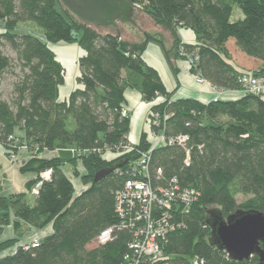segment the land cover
<instances>
[{
	"label": "trees",
	"instance_id": "obj_1",
	"mask_svg": "<svg viewBox=\"0 0 264 264\" xmlns=\"http://www.w3.org/2000/svg\"><path fill=\"white\" fill-rule=\"evenodd\" d=\"M133 5L171 32L174 56L184 50L186 56L196 58L191 74L216 91H240L241 74L264 73V0H134ZM0 23V146L9 155L20 146L38 150L19 168L20 174L33 176L23 192L2 195L0 184V227L12 224L16 237L9 243L17 245L23 227L40 231L51 226V233L36 245H18L12 254L0 257V264H121L132 240L129 231H116L109 242L88 246L117 224L115 195L130 179V166L145 152L153 189L166 188L175 180L179 188L199 195L188 210L172 214L183 228L170 233L162 244L170 264H189L194 258L203 264L257 263L256 256L232 261L211 245L206 218L210 209L223 217L237 210L264 213L263 96L244 94L206 104L172 100L142 58L148 43L162 46L160 39L144 33L142 42L130 43L121 39L118 27L100 33L80 22L59 0H0ZM25 24L37 28L40 35L16 30ZM177 29L193 32L196 44H182ZM229 41L260 64L251 70L236 69ZM59 44L76 45L82 52L76 87L63 100L59 87L66 74L50 48ZM7 75L13 78L9 101L1 92ZM126 90L152 103L147 117L158 115L154 133L167 139L186 137L184 145L152 147L149 136L142 133L131 152L108 161L106 152L116 153L129 145L130 116L121 114ZM16 131L23 133L21 140ZM43 152L55 155L39 156ZM124 159L128 162L120 169L93 181L97 172ZM79 161L81 175L76 168ZM65 167L77 173L82 190L76 191ZM47 171L51 177L44 181L41 175ZM237 195L245 201L238 204Z\"/></svg>",
	"mask_w": 264,
	"mask_h": 264
},
{
	"label": "built area",
	"instance_id": "obj_2",
	"mask_svg": "<svg viewBox=\"0 0 264 264\" xmlns=\"http://www.w3.org/2000/svg\"><path fill=\"white\" fill-rule=\"evenodd\" d=\"M180 55L186 56L183 52ZM189 57L191 66H194L196 58ZM197 83H205L198 76H195ZM238 83L241 85L240 92L244 94H253L264 97V73H244L239 77ZM221 93V92H219ZM218 96H221L219 94ZM219 98H214V101ZM122 116L126 117L128 112L122 111ZM153 118L148 122L158 124V115L153 114ZM149 133V132H148ZM149 140L153 139L152 147L159 144L183 146L186 137L179 136L174 139H167L165 136L160 138L153 134ZM134 145L117 150L116 156L124 155L133 150ZM20 149H28L27 146H20ZM37 149L35 152L37 154ZM122 151V152H120ZM73 153V151H72ZM15 154H10V159L15 160ZM149 154L142 153L137 162L130 166L128 170L131 175L122 189L115 195V213L117 224L103 230L96 239L97 245H103L109 242L116 231L127 230L132 235V240L127 245V253L124 254L121 264H170L169 258L164 254L162 244L170 233L183 228L182 224L173 220L174 211H184L194 204L198 199V193L190 188H179L177 182L172 180L166 188L153 189L149 177ZM48 178H45L44 175ZM51 172L43 174V178L49 180ZM157 175L161 170L156 171ZM42 177V175H41ZM41 183L35 186L34 194ZM37 240L31 243L37 244ZM189 264H203L199 258L191 259Z\"/></svg>",
	"mask_w": 264,
	"mask_h": 264
},
{
	"label": "crops",
	"instance_id": "obj_3",
	"mask_svg": "<svg viewBox=\"0 0 264 264\" xmlns=\"http://www.w3.org/2000/svg\"><path fill=\"white\" fill-rule=\"evenodd\" d=\"M138 24L136 25V27L139 28L140 25L138 26ZM153 29L154 32L151 34L155 35L158 39L161 40L162 46L155 43H148L143 52L142 58L144 63L157 73L166 92L171 94V99L172 100L192 99L204 104L213 101L216 94L215 89L209 83H202V84L197 83L195 81V77L193 76V74H191L187 63L178 56H174V53L172 51L173 36L171 35V32L166 28L160 26L158 27L155 26L153 27ZM119 32L121 33V37L124 38L123 40L127 42L130 43L141 42L140 38H138L137 40L135 39L132 40V37L129 38L125 37V35L122 33L123 30L121 29ZM177 34L183 44L190 46L196 44L195 36L193 32H191L190 30L177 29ZM64 45L66 46V48L69 49H72L71 47L74 46L80 52V56L82 55L81 50H79V48L76 45H72L71 47H69V45L66 44ZM229 46H233L234 50L236 51L235 54H237V59L235 56L230 54L231 64L236 69L251 70L256 68L260 64L256 60L245 57L241 52H239L236 49L232 41H229L227 43V48ZM76 49L73 50L76 51ZM61 94H60V99L63 100L68 97L70 92L64 93L62 95ZM241 96L242 93L240 91H226V92H221L220 100H235L240 98ZM151 107H152V103L143 102L140 94L137 93L136 91L126 90L124 92L123 108L128 111L130 116V131L128 135V142H130L131 144H134L138 141L141 133H145L147 129V127L145 126L146 117ZM15 137H17L18 140H21L23 138V133L16 131ZM2 152H3V148L0 146V156ZM26 155L27 154L24 152H17V156L21 158V160L27 161L26 159H28V157ZM54 155L55 152H43L41 154V156L45 158H50ZM5 164H6L5 161H3L2 158L0 157V165L4 166ZM32 177L33 176L28 175V178L26 179V181H24V184ZM78 188H80L81 190L83 189L81 183L80 185H78ZM13 193L14 191L10 192V194ZM15 193H19V192L17 191ZM50 233H51V226H48L45 229L41 230V232L39 233L41 234V236L39 237H41L40 239H42L44 236Z\"/></svg>",
	"mask_w": 264,
	"mask_h": 264
},
{
	"label": "water",
	"instance_id": "obj_4",
	"mask_svg": "<svg viewBox=\"0 0 264 264\" xmlns=\"http://www.w3.org/2000/svg\"><path fill=\"white\" fill-rule=\"evenodd\" d=\"M80 22L96 29L117 28L118 24H132L136 14L134 0H59ZM135 24V23H134ZM127 160L100 170L93 181L104 179L120 169ZM210 229L209 243L226 253L232 261L257 257L256 264H264V213L256 210H237L223 217L217 209L207 212Z\"/></svg>",
	"mask_w": 264,
	"mask_h": 264
},
{
	"label": "rangeland",
	"instance_id": "obj_5",
	"mask_svg": "<svg viewBox=\"0 0 264 264\" xmlns=\"http://www.w3.org/2000/svg\"><path fill=\"white\" fill-rule=\"evenodd\" d=\"M134 7H135V10H136V14L134 15L133 23L132 24H125V25L124 24H118V28L117 29H118V31H120V29L123 30L122 33L125 35V37H127V38L132 37V40H134V39L137 40L138 38H140V40L142 42V40L144 38V33L148 32L147 35L152 36L153 34H151V33L154 32L153 27H155V26L158 27L159 25L155 24L154 21L152 20V18L146 12H143V10H141L138 5H136ZM237 15L235 14V16H237ZM144 19H146V20H144ZM136 23L137 24L139 23L138 24V26L140 25L139 28L136 27V25H137ZM160 27H162V26H160ZM2 28H3V26L0 23V31L3 30ZM136 28H138V29H136ZM16 30L19 31V32H24V33H34L36 35H38L39 32H40L37 28L33 27L30 24L21 25ZM98 31L100 33H105V32H107L109 30L108 29H103V30L102 29H98ZM126 31H128V32H126ZM142 31H144V32H142ZM120 36H121V33H120ZM121 39H124V38L121 37ZM71 46L72 45H69V47H71ZM50 48L53 49L54 53L57 56L58 61L60 62V64L64 68L65 74H66L65 77H64V84L61 87H59V92H60V94L61 93L64 94V93L71 92L76 87L75 80H76V76L78 74L77 60L80 57V52L74 46L71 47L72 49H69V48H66V46L64 44H59V45H56V46H50ZM228 48H229V53L232 54L233 56H235L236 59H237V54H235L236 51L234 50V47L233 46H229ZM73 49H76V51L73 50ZM182 52L184 53L185 51L181 50V53ZM6 54L8 56L14 58V53L10 52L9 50H6ZM178 57H180V55ZM180 58L183 59L187 63V65L189 67V70H191L192 66H191V61H189V57L188 56H183V57H180ZM12 80H13V78L10 75H7L5 80H4V82H3V84H2V88H1L2 97L6 101H9V95H10V90H11L10 83L12 82ZM219 94H221V93L216 91L215 98H219L220 99L221 96H218ZM160 99H161V101L163 100L162 98H160ZM160 102H157V103H160ZM123 110L128 112L126 109H123ZM150 119L151 118L146 117V122H145V126L147 127V129L145 131L146 136L147 137L149 136V134H148V132H149L150 135H152L151 137H153V134L156 137H160V138L164 137L163 133H160V132L159 133H154L152 128H154V127L157 128L158 125H156V124H150L149 125L148 122L150 121ZM138 142H139V139L134 144H138ZM150 142L154 143L153 139H150ZM27 148L28 149H26V150L20 149L17 152L26 153L27 154L26 156L28 157V159L33 158L34 156H36L38 154V153L36 154L34 148H30V147H27ZM17 152L15 154V156H16L15 160H11L10 159V155L6 154L4 149H3V152H2V154L0 156L2 158V160L5 161V163H6L4 166L0 165V182H1L0 184H1V194L2 195H9L10 192H12V191H14V193L17 192V191L19 193L24 191V185H25L24 181H26V179L28 178V175H26V174L23 175V174H20V172H19V168L21 167L22 164H24L25 161L21 160V158H19L17 156ZM105 154L106 155H104V156L108 158V161H111L110 159H112V157H117V158L122 157L120 155L116 156V154L112 153V152H106ZM39 156H41V155H39ZM39 156H37V157H39ZM117 158H115L113 160H116ZM28 159H26V160H28ZM124 160H127V159H124ZM127 162H128V160H127ZM68 168L69 167L63 168L64 173L71 179V181L73 182V184H74V186L76 188V191L81 190L80 189L81 187L78 188V185H80V180L78 178H75V176H74L76 172H72V169H68ZM76 168H77V172L80 175L84 173V169H83L80 161L76 165ZM43 174H42L41 178L44 181H48L47 179L45 180L43 178ZM44 177L48 178L46 176V174L44 175ZM50 177H51V174H50ZM50 177H49V179H50ZM34 189H35V187L31 190V192L29 194L31 197H33V195H36V194H34ZM245 199L246 198L242 197L241 195H237L236 196V201H237L238 204L244 202ZM28 200H29L30 204L33 203L32 198L29 197ZM22 231H24V235L18 241V243L16 245L15 243L14 244L9 243V240L15 239V237H16V235L14 233V230H13V227H12V224L8 225V226L0 227V257L4 256V255L12 254L18 245L27 246V245L31 244L33 241H35V240L38 241L41 238V237H39V236H41V234H39L41 232V230L40 231L31 230V229L28 230L25 227H23ZM96 246H97V243L95 241L91 245L88 246V249H92V248H94Z\"/></svg>",
	"mask_w": 264,
	"mask_h": 264
},
{
	"label": "bare ground",
	"instance_id": "obj_6",
	"mask_svg": "<svg viewBox=\"0 0 264 264\" xmlns=\"http://www.w3.org/2000/svg\"><path fill=\"white\" fill-rule=\"evenodd\" d=\"M132 145H134V144H132Z\"/></svg>",
	"mask_w": 264,
	"mask_h": 264
}]
</instances>
